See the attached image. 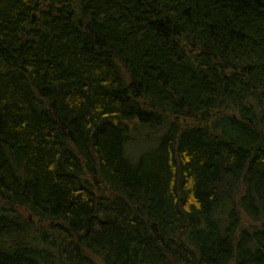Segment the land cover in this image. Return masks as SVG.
<instances>
[{
  "label": "trees",
  "instance_id": "16d2710c",
  "mask_svg": "<svg viewBox=\"0 0 264 264\" xmlns=\"http://www.w3.org/2000/svg\"><path fill=\"white\" fill-rule=\"evenodd\" d=\"M0 264H264V0H0Z\"/></svg>",
  "mask_w": 264,
  "mask_h": 264
},
{
  "label": "water",
  "instance_id": "95a60500",
  "mask_svg": "<svg viewBox=\"0 0 264 264\" xmlns=\"http://www.w3.org/2000/svg\"><path fill=\"white\" fill-rule=\"evenodd\" d=\"M29 218H30V216H29ZM53 223H51V225H52Z\"/></svg>",
  "mask_w": 264,
  "mask_h": 264
},
{
  "label": "rangeland",
  "instance_id": "374dc122",
  "mask_svg": "<svg viewBox=\"0 0 264 264\" xmlns=\"http://www.w3.org/2000/svg\"><path fill=\"white\" fill-rule=\"evenodd\" d=\"M51 226L53 227V224Z\"/></svg>",
  "mask_w": 264,
  "mask_h": 264
}]
</instances>
